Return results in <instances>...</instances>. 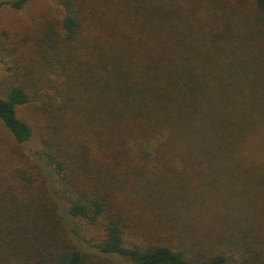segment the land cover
Listing matches in <instances>:
<instances>
[{
  "label": "trees",
  "instance_id": "obj_1",
  "mask_svg": "<svg viewBox=\"0 0 264 264\" xmlns=\"http://www.w3.org/2000/svg\"><path fill=\"white\" fill-rule=\"evenodd\" d=\"M57 2L31 49L61 186L0 173V264H264V0ZM27 88L0 93L19 142ZM140 206L146 227L128 238Z\"/></svg>",
  "mask_w": 264,
  "mask_h": 264
},
{
  "label": "rangeland",
  "instance_id": "obj_2",
  "mask_svg": "<svg viewBox=\"0 0 264 264\" xmlns=\"http://www.w3.org/2000/svg\"><path fill=\"white\" fill-rule=\"evenodd\" d=\"M6 1L9 0H0V93L5 96L11 83H27L31 100L18 107V115L31 125L33 135L29 141L19 142L0 119V173L10 177L9 182L29 184L30 190L39 194L43 184L48 190L49 187L59 189L61 186L58 175L46 162L47 152H53L62 142L59 141L61 137L53 136L55 128L48 127L51 120L42 113L41 101L51 91L48 84L38 77L35 53L31 48H34V38L42 26L56 20L62 11L57 0H30L21 9L12 7ZM90 135L91 131L85 136L90 139L89 145L95 148L97 140L90 138ZM157 171L159 175H164L162 169ZM23 176H30L32 180H23ZM254 176L251 172L236 171L232 179L235 177L240 181H248ZM148 214L150 212L141 206L136 209L137 217L129 220L131 234H127L128 238L140 235L142 226L146 225L139 220L148 218ZM204 220H207L206 216L194 221L200 226L201 235L205 232L201 224ZM188 225V222H184L183 227ZM79 227L87 238L102 235V228L98 226L81 223ZM184 232L186 236L191 234L189 228ZM111 257L115 264H134L122 256Z\"/></svg>",
  "mask_w": 264,
  "mask_h": 264
}]
</instances>
